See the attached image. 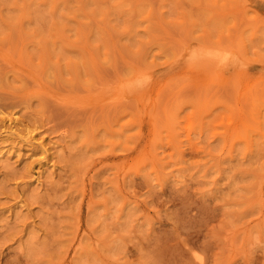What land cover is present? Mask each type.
I'll list each match as a JSON object with an SVG mask.
<instances>
[{"label":"rangeland","instance_id":"374dc122","mask_svg":"<svg viewBox=\"0 0 264 264\" xmlns=\"http://www.w3.org/2000/svg\"><path fill=\"white\" fill-rule=\"evenodd\" d=\"M0 151V264H264V0H0Z\"/></svg>","mask_w":264,"mask_h":264},{"label":"bare ground","instance_id":"6f19581e","mask_svg":"<svg viewBox=\"0 0 264 264\" xmlns=\"http://www.w3.org/2000/svg\"><path fill=\"white\" fill-rule=\"evenodd\" d=\"M192 55L194 56V55H197V54H194V53H192ZM193 56H192V59H195V57L196 56H194V58H193ZM175 58V57H174ZM142 81V80H141ZM137 82V81H136ZM138 83H139V80H138ZM147 83V82H146ZM135 84H137V83H135ZM143 83H141V85H142ZM141 88V87H140ZM142 91V90H141ZM218 91V90H217ZM28 135V134H27ZM32 138V137H31ZM0 154H1V151H0Z\"/></svg>","mask_w":264,"mask_h":264}]
</instances>
